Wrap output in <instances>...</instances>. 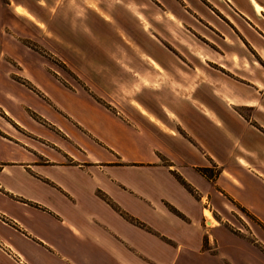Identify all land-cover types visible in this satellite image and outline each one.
<instances>
[{"label": "crops", "instance_id": "1", "mask_svg": "<svg viewBox=\"0 0 264 264\" xmlns=\"http://www.w3.org/2000/svg\"><path fill=\"white\" fill-rule=\"evenodd\" d=\"M9 1L14 16H35L25 0ZM143 1L155 5L167 23L178 21L184 29L197 32L203 40L194 36L196 46L187 48L199 61L214 66L184 63L181 71L199 69V75L184 81L173 78L152 91L142 88L138 108L129 104L123 109L114 100L104 103L82 90L66 91L76 94V103L85 109L73 118L87 135L78 132L80 140L72 147L45 146L37 134L8 114L14 126H3L0 131L6 138H0L6 143L12 140L21 155L17 160L0 159V170L8 177L0 180V190L4 200L25 208L22 214L0 208V264H143L148 258L152 262L166 259L184 243H188L190 261L189 248L208 244L207 235L218 248L223 245L208 229L224 228L213 218L209 224L205 211L216 217L234 205L264 227V0ZM78 2L65 0L62 7ZM62 17L52 18L60 23ZM37 19L48 23L41 16ZM166 37L174 51L167 50L186 57V49L178 46L175 37L168 33ZM150 54L156 61L149 60L153 71L175 72L168 52L153 48ZM44 91L49 108L64 113L51 92ZM15 129L30 136L32 143L21 144ZM128 162L147 169L134 179L135 209L163 218L169 210L176 211L175 228L181 239H176L179 235L165 237L160 230L165 225L153 228L131 219L129 226L106 224L107 215L122 220L112 207L124 205L122 200L128 198L115 173L121 163ZM89 165L103 172L110 169L114 176L96 178ZM10 182L23 190L13 189ZM96 186L115 192L111 204L96 196ZM222 236H231L232 244L239 241L227 231ZM240 245L253 264H264L263 256L242 241L236 248L241 249Z\"/></svg>", "mask_w": 264, "mask_h": 264}, {"label": "rangeland", "instance_id": "2", "mask_svg": "<svg viewBox=\"0 0 264 264\" xmlns=\"http://www.w3.org/2000/svg\"><path fill=\"white\" fill-rule=\"evenodd\" d=\"M25 1L33 7L32 12L36 16L32 15L35 17L34 20L33 17L25 14L22 17L26 20L14 16L9 5L10 1L0 0V130L3 126L4 128L14 126L8 115L10 114L20 120L22 126L37 134V137L43 140L42 144L46 143L47 147L51 145L72 147L75 141L80 140L78 132L87 135L86 129L75 123L73 118L77 114H84L85 109L76 103L78 98L76 94L67 92L82 90L104 103L114 100L120 103L123 109L130 107L129 104L138 108L137 105L140 103L137 98L141 96L142 88L152 91L166 86V82L172 81L173 78L184 81L188 77H193L192 74L199 75V69L193 73L181 71L184 63L214 66L213 63L199 61L187 48V45L196 46L193 41L194 36L202 37L192 29H189L190 31L184 29L178 21L167 23L159 9L149 1L79 0L78 4L71 7L67 5L62 7L65 0H52L48 4H46L48 0H39L37 3L33 0ZM256 5L258 10L259 6ZM57 15L68 16V19L62 17L61 22L56 23L52 17ZM40 16L44 20L48 19V23H39L37 18ZM200 28L203 26L200 25ZM167 33L170 38L175 37L176 43H180L178 45L180 48L186 49V57L173 56L172 52L167 50L170 48L174 51L166 41ZM153 48L168 52L171 57L169 62L173 64L171 67L175 72H159L150 68L149 60L155 61L149 57ZM198 56L199 59L202 58L201 54ZM52 86H55L57 91L52 90ZM45 88L51 92L50 95L64 113L49 108L51 105L49 96L44 91ZM15 131L13 133L22 137L21 144L32 143L33 139L30 136H24L20 129L21 134ZM0 135L6 138L1 131ZM92 140L104 146L101 140L95 137H92ZM20 155L13 146L12 140L6 143L0 138L1 160L7 158L17 160ZM93 155L98 157L97 153ZM161 161L165 162L163 159ZM136 165H138L136 162L121 163L119 172L115 173L123 181L124 189L121 190L125 192L122 194L128 199L122 200L124 205L112 207L122 220L107 215L106 224L129 226L131 219L134 223L139 222L153 228L167 226L160 229L163 230L165 237L169 234L171 238L179 235L177 227L175 228L179 222V214L176 211L169 210L167 217L163 218L151 212L147 213L148 211L142 213L135 209L134 179L142 171L147 170H142ZM89 166L93 170L90 174L96 178L103 180L106 175L114 176L110 169L103 172L98 166ZM148 170L150 171V168ZM6 178L8 177L0 170V180L4 181ZM91 185L92 183L89 182V186ZM9 186L15 190H23L18 183L10 182ZM95 193L97 197L111 204L110 198L115 192L112 190V193H108L96 186ZM4 194L0 190V208L7 207L13 211V214H22L25 207L4 200L2 197ZM203 204L205 206L204 201ZM224 209L222 215L216 217H213L209 211L211 217L224 228V230L220 227L217 230L208 229L209 234L222 242L220 248L214 245L209 240L211 237L207 235L204 240L209 238L208 244L204 243L198 248L191 245L189 248L190 261L187 259L188 248L185 245L188 243H184V247L171 249L173 254H169L166 259L158 258L156 262H152L148 256H145L149 260H144L142 263L247 264L251 262L253 264V259H247L248 251H241L245 249L244 246L240 245L241 249L236 248L239 241L264 257V227L242 207L234 205L233 210ZM204 219L205 217L202 218L203 225ZM209 223L214 222L209 219ZM167 230L171 232L168 233ZM225 231L239 241L235 240L232 244L231 236L230 238L222 236V232ZM181 237L179 235L176 239ZM189 239L191 242L194 241L193 237ZM242 253H244L243 258Z\"/></svg>", "mask_w": 264, "mask_h": 264}, {"label": "bare ground", "instance_id": "3", "mask_svg": "<svg viewBox=\"0 0 264 264\" xmlns=\"http://www.w3.org/2000/svg\"><path fill=\"white\" fill-rule=\"evenodd\" d=\"M205 214H206V216H208V218L212 221V222H214V220L212 219V217H211V215H210V213L208 212V211H205ZM210 224V223H209Z\"/></svg>", "mask_w": 264, "mask_h": 264}, {"label": "trees", "instance_id": "4", "mask_svg": "<svg viewBox=\"0 0 264 264\" xmlns=\"http://www.w3.org/2000/svg\"><path fill=\"white\" fill-rule=\"evenodd\" d=\"M202 171H203V169H202Z\"/></svg>", "mask_w": 264, "mask_h": 264}]
</instances>
